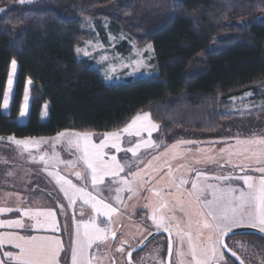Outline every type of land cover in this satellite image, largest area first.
I'll list each match as a JSON object with an SVG mask.
<instances>
[{
    "label": "trees",
    "instance_id": "16d2710c",
    "mask_svg": "<svg viewBox=\"0 0 264 264\" xmlns=\"http://www.w3.org/2000/svg\"><path fill=\"white\" fill-rule=\"evenodd\" d=\"M15 1L0 0V8ZM61 2V11L0 17V137L51 138L66 129L101 135L149 113L167 136L211 138L229 121L221 114L226 101L264 86V0ZM84 19L108 20L140 48L152 45L158 75L106 85L91 62L75 56L95 38L82 29ZM13 59L17 70L5 109ZM29 79L30 109L22 123Z\"/></svg>",
    "mask_w": 264,
    "mask_h": 264
},
{
    "label": "snow or ice",
    "instance_id": "6c2138e0",
    "mask_svg": "<svg viewBox=\"0 0 264 264\" xmlns=\"http://www.w3.org/2000/svg\"><path fill=\"white\" fill-rule=\"evenodd\" d=\"M23 2V0H21ZM151 48V45H149ZM81 49L77 48V52ZM139 63V62H138ZM17 70V62L15 59L11 61V74L7 79V91L3 95V107H9L10 93L13 87V77ZM31 85L32 81L27 82ZM245 95H251L246 93ZM28 92L24 94V106L20 111V116L24 117L28 112ZM47 109V105L44 106ZM159 125L152 121L149 113L137 114L130 123L125 127L116 131L102 133L100 143L93 140L94 133L80 132L72 129H66L58 132L55 137L51 138H24L17 139L15 136H9L6 139L14 143L22 151L31 154L33 149L39 150L43 144H49L54 148L57 143L65 144L69 149L74 148L79 155L75 160H62L58 153L48 152L41 153L38 157L32 156L33 161L42 162L45 166L44 170L48 171L51 165V171L48 175L59 186L63 196L67 199L69 206L74 205L78 200L85 205H90L94 215L86 220H81L75 224L74 239L71 246V264H100L101 257L93 254L91 250L94 245L99 246L107 241L109 236L115 237L116 233L112 229V217L117 214L119 209L114 207L112 203L106 202L103 198L100 186L105 183L107 177L111 181L121 185L117 187L114 197L117 204L123 203L120 192L128 191L136 194L138 187H142L144 181L141 173L145 169L129 171L126 176L121 177V173L126 167L131 165L122 164L116 157L111 155L109 159H105L108 153L105 149L111 147L117 152L124 151L137 156L142 148L159 147L154 141L152 133L157 131ZM147 133L148 138L144 139L143 134ZM140 137L139 142L134 143L132 147L122 148L123 137ZM5 137H0L4 140ZM195 141H178L171 146L173 151V159L181 154L180 146L187 144H195ZM191 152V148L184 149ZM211 151V150H209ZM197 152L203 154L205 149L199 148ZM220 152L225 154V163L232 165L233 169L239 168L243 175H221L209 176L206 171L198 168H188L189 172H194L195 176L191 181L184 176L177 178L173 175L171 165L168 164L166 175L170 177V184L175 191L170 189L153 188V195L158 199V203L152 208L151 220L156 230L163 231L168 234L169 243L167 249V258L162 260L160 264H173V242L172 236L176 237L175 264H213L214 261L224 260V255L220 251L227 248L224 238L232 232L234 228L247 226L258 229L264 233V136H253L251 138H236L235 144H228L221 148ZM241 156L245 160L250 161L248 164H233L232 157ZM153 160L159 159L157 156L152 157ZM206 159L214 160V157L208 156ZM196 160L195 163H200ZM67 164L75 167L82 163L87 173V178L81 172H75L77 180H86L83 186L73 183L71 179L62 175L59 171L60 164ZM135 163H143L138 161ZM151 166V161L147 167ZM223 167L224 165H218ZM181 167H185L181 165ZM249 171L259 173V176L247 174ZM147 174V173H145ZM130 177V178H129ZM210 179L216 180L218 183H209ZM227 182L221 186L219 182ZM232 181H242L243 187L234 186ZM90 183L93 191L88 190ZM190 183V188L185 185ZM95 192V194H93ZM162 193H164L162 195ZM166 197H171L168 199ZM210 197V198H209ZM63 208V206H61ZM183 214V219L175 215L176 210ZM167 210V213H165ZM11 208H0V213L11 212ZM16 211H20L17 209ZM25 216H30L35 224L34 228H49L58 230L56 213L54 210H36L31 209L24 211ZM43 217V220L40 218ZM107 218L103 220L101 218ZM104 226H101V225ZM0 227H16L24 228L21 220H0ZM208 235L205 238L204 233ZM5 244L14 245L18 252L4 251L0 253V264H61V253L64 246L59 238L47 236H21L15 233L0 234V247ZM123 251L121 247L118 249ZM231 251V249H229ZM128 257H131L129 252ZM232 255L235 257L236 253ZM7 258L6 260L4 258ZM239 259V258H237ZM240 264H243L241 261Z\"/></svg>",
    "mask_w": 264,
    "mask_h": 264
},
{
    "label": "rangeland",
    "instance_id": "374dc122",
    "mask_svg": "<svg viewBox=\"0 0 264 264\" xmlns=\"http://www.w3.org/2000/svg\"><path fill=\"white\" fill-rule=\"evenodd\" d=\"M62 7L63 3L61 2V0H23V2H21V0H16L15 3L8 4L0 8V17H3L5 14L15 10L33 9L36 11H48L49 9H51L55 11H61ZM81 25L84 31L86 30L88 32L94 33L95 38L92 41H86L85 43H83L85 46L83 47L81 52L78 53V57L81 61H84L86 58L89 59L94 66L93 68H99L102 74L101 77L102 79H104L106 85H121L129 80H144L154 78L156 75H158L157 67L154 64L155 54L152 45L151 48H149V45L140 48L137 43H135L133 40H129L126 35L118 31L116 27H114L113 24L108 20L102 19L95 21L91 19H84L81 20ZM31 88L32 85L28 84L26 89L29 96L28 103H30L31 99ZM249 93H251V95L243 94L237 96L234 99L226 101L221 106V114L225 117H229V121L227 122L226 126L221 129L220 132H218L217 135L206 139L205 136L193 133H181L179 135L170 134L171 136L176 138L175 144L178 141L204 142V140H206L208 142H211L215 141V139H220L225 143L224 145L227 146L228 144H235L236 138L244 139L251 138L253 136H264V86H259L256 91ZM20 121L23 123L24 119L21 118ZM60 145L61 143H57L53 148L49 144H43L40 146L39 150L33 149L30 155L29 152L22 151L11 141H8L7 139L0 140V164L8 163L9 157L14 160L12 161L11 159H9V162L12 164V168L14 170L11 175L13 177L12 181L9 180V172H6V169L8 168L7 164V167L1 165L2 167L0 168V174L2 175V181L0 183V190H8V188H11V186H14V188L16 186V189H27L28 186L26 185V182H28L32 177H35L34 174L39 177L40 175L42 176V173L30 168V166L27 168L21 167L25 166V162L23 161L24 155L27 154L28 157L36 155L38 157L43 152L52 154L53 152H56V148L60 147ZM182 146L183 145H181L180 147ZM180 152L181 154L177 156V158H175V160H178V165L175 163L176 161H170L169 163L173 170V175L178 180V178L182 174L185 175L186 173H188L189 175L191 174L192 179V177H194L195 175L194 172H189L188 168L179 167V163L186 162L184 160V155H182L181 149ZM150 156L151 155H143L140 158H130L128 156L129 160L126 159V161L127 164L131 165V168H136L140 165V163L138 164L135 162L147 161L148 159L150 160ZM236 158L240 161H245L246 163L248 162V160H245L241 156H236ZM20 161L23 162V164H21ZM188 161L190 162V160ZM175 164L176 167H174ZM194 168L200 169V166L196 165V167ZM139 169H145V172L141 173V175L143 176L144 181H148L151 177L150 183H144L142 187H138V191L136 194H132L128 191L118 193L121 196L122 200L126 201H124L125 204H117L114 199L116 195H114L115 190L112 189L116 185L110 186L109 188H106L102 191L103 198L106 199V202L112 203L114 207H117L119 209L118 213L114 214L112 217V229L116 234L118 233L119 229H123L125 231L130 230V232H132V234L134 235L136 241H139V239L143 238L146 235L153 234V232H158L150 218L152 214V208L156 206L159 199L153 195L152 189H170L171 191H175V188L170 184V177L166 175L168 171L166 165H159L158 167L153 166V164L150 167H147V165H142L141 167H139ZM136 170H138V168ZM236 170L240 171L239 168H237ZM129 171L130 170H128V172ZM248 173H250V171ZM82 175L85 176L84 174ZM77 181H79V183H83V185L85 184V180ZM208 182L216 184L214 183L213 179H210ZM219 183L223 184L221 186H224L223 181ZM231 183L234 186H239V183L237 181H232ZM187 186L188 185H185V188H187ZM117 187L118 186H116V188ZM239 187H243V185ZM88 189L91 190L90 187H88ZM13 193L15 194V192L12 191L10 193L5 192V195L7 196L8 194L11 195ZM25 193L27 194V192ZM93 194H95V192ZM163 194L164 193H162V195ZM55 196L56 198H59L58 195ZM36 198L39 199L38 202L35 203L34 207H43V205H41V203L44 202L42 200L43 197ZM53 198L55 200H50L51 204H58V199H56L55 197ZM166 198L172 199L171 197ZM17 202H20V205L23 208V205L31 206L34 200L30 197L24 196L23 200L19 199L17 200ZM17 202H14L13 198L0 200V204L4 206L9 205L11 207L17 204ZM74 206L75 205H72L71 211L74 212V217L70 218L67 224L59 226L58 230L54 231L49 228L31 229L27 227L23 230L18 229V231L22 233L21 236H41L38 234L35 235L34 233L36 232L54 234L57 237L51 235H48L47 237L59 238L62 241L64 251L61 253L60 257L61 264H71V246L74 239L75 224L94 215L91 206L83 204L82 201H79V203L76 204V209H74ZM44 207L42 209H45ZM64 213L66 212L64 211ZM165 213L168 214L167 210H165ZM175 215L183 219V214L178 209L176 210ZM101 219L106 220L107 218L102 217ZM101 226L104 225L102 224ZM240 228L249 227L242 226ZM159 232H162V230ZM7 233L11 232L7 231L4 234ZM207 235L208 233L205 232V238L207 237ZM110 237L111 236H109L106 242L99 244L98 247L97 245H94L93 249L91 250L93 254L101 257L100 264H114L113 257L115 256V250ZM173 238L176 239L175 234H173ZM162 240L163 238L160 239V241ZM4 251L18 252L19 250L16 249L14 245L5 244L0 247V253ZM4 259L6 260L7 258L5 257ZM174 259L176 261V257H174ZM160 262V260H154V264H160Z\"/></svg>",
    "mask_w": 264,
    "mask_h": 264
},
{
    "label": "crops",
    "instance_id": "0c3cea01",
    "mask_svg": "<svg viewBox=\"0 0 264 264\" xmlns=\"http://www.w3.org/2000/svg\"><path fill=\"white\" fill-rule=\"evenodd\" d=\"M85 45L82 44L80 47H77L79 49H83ZM77 48L75 50V56L77 57L78 61L79 62H86V61H89V59H85L84 61H81L78 57V53L77 52ZM81 52V51H80ZM93 66V65H92ZM94 67V66H93ZM96 71H99L100 75L102 76L101 74V70L98 68H94ZM157 76V75H156ZM28 85V83H27ZM31 85L33 86V84L31 83ZM249 93V92H248ZM29 109H30V105L28 103V112L27 114L24 116V117H21L24 119V122L27 120L28 118V113H29ZM48 112L46 113V111L43 110V113H42V119H41V122L42 123H46L47 120H48ZM20 118V119H21ZM167 136L165 133H163L161 131V128L159 127L157 131L153 132L152 133V139L154 141H156V143L159 145V147H153V148H142L140 149L139 153L137 156H132L131 153H126L124 151H120V152H117L116 149H113L111 147H108L105 149V152L108 153V156L105 157V159H109L111 157V155H116L117 159L122 163V164H125L127 163L126 159L129 160L128 156L130 158H136V157H142L143 155H151L150 156V160L148 159L147 161H143V164L140 163L139 166H137L136 168H131L129 169L128 167L125 168V171L122 172L120 175L121 177L123 176H126L127 173H128V170H132V171H136L137 168L141 167L142 165L146 166L148 165V162L151 161V165L153 164V166H156L158 167L159 165L161 166H167L170 161H176L175 163L177 164L178 160H175L173 159V151H166V149H171V146L173 144H175V139L173 136ZM101 138L102 136L101 135H98V134H94L93 135V140L95 143H100L101 141ZM143 138L144 139H147L148 136H147V133H144L143 134ZM141 138L140 137H129L127 135H125L123 137V141H122V145L121 147L122 148H129V147H132L134 145V143L136 142H139ZM207 139V138H206ZM196 142V141H195ZM225 143L222 142L220 139H215V141H211V142H208L206 140H204V142H201V141H198L197 143L195 144H187V145H183L182 147H180L181 151H182V155H184V160L186 162H182V163H179V167H181V165H184L185 168H194L197 166H200V169L204 170L207 172V174L209 176H221V175H233V174H237L238 175H243L245 173H242L236 169H233L232 165H228L225 163V160H226V156L225 154L221 153L220 152V149L221 148H224L226 147L224 145ZM187 148H191L192 151L191 152H187V151H184V149H187ZM199 148H203L205 149V152L203 154L197 152V149ZM211 150V151H209ZM55 153H58L60 158L62 160H65V161H68V160H75L76 157L79 155V153L76 152V150L74 148L72 149H69L65 144L61 143L60 147H57ZM31 155V154H30ZM49 155H52L49 153ZM33 156H36V155H33ZM153 156H157L159 157V159L157 160H153L152 157ZM208 156H212L214 157V160L216 162H213L212 160H209V159H206V157ZM32 156L28 157L27 154L24 155V165L25 166H21V167H29L32 168V169H35L37 171H40V173H42V176L40 175L39 177L36 176L34 174L35 177H32L28 182H26V185L28 186L27 189H19L17 188L16 189V186L14 188V186H11V188H8V190H4V189H1L0 190V200H4V199H9V198H13V201L14 202H17V200L19 199H22L23 200V197L27 196V197H30L34 200V202L32 203L31 206H24L23 205V208L22 206L20 205L21 203L17 202V204L13 205L12 207L9 206H4L2 204H0V208H12L13 211L11 212H4V213H0V220H3V221H8V220H21L24 224V228H16V227H0V234H4L5 232H11V233H17L18 235L22 234L21 232L18 231L19 230H23V229H26L27 227L28 228H31V229H36L34 227H32L34 224H35V221L32 220V218L30 216H25L24 215V211L25 210H33V211H36V210H48V209H51V210H54L55 213H56V219H57V228H59V226H63L65 224L68 223V220L70 218H73L74 217V212H71L72 211V206H69L68 204V201L67 199L63 196V193L60 191L59 189V186L56 184V182L52 179V177H50L48 175V171H51L53 170L51 165L48 166V171H45L44 168V164L42 162H39L38 160L37 161H33V159L31 158ZM9 159H11L10 157L8 158V163H1L0 164V168L2 167L1 165H4V167H7L8 168L6 169V172H9V180L12 181V173L14 172L13 168H12V164L9 162ZM12 161H14L13 159H11ZM190 160V162L188 161ZM196 160H200L201 162L200 163H195ZM22 161V160H21ZM20 161V162H21ZM232 161H233V164H236V163H241V164H248L250 163V161H248L247 163L245 161H240L235 157L232 158ZM7 162V161H5ZM7 164V166H6ZM15 164V163H13ZM21 164H23V162H21ZM142 164V165H141ZM176 164L174 165V167H176ZM224 165L223 167H220L218 165ZM11 165V166H10ZM28 165V166H27ZM178 165V164H177ZM182 168V167H181ZM1 171V170H0ZM35 171V172H37ZM59 171L62 175L66 176L68 179H71L73 181V183H76L80 186H83V183H79V181H77L76 177H75V172L79 171L81 172L82 174L85 175V177L87 178V173L85 171V168H84V165L82 163H79L77 164L75 167H71L67 164H60L59 165ZM247 174H251V175H255V176H259L260 174L259 173H256L254 171H250V173H247ZM181 176H184L186 179H189V181H191V174L189 175L188 173H186L185 175H181ZM180 176V177H181ZM195 176V175H194ZM194 177H192L193 179ZM179 179V178H178ZM2 181V175L0 174V183ZM37 181V182H36ZM111 181V178L110 177H107L105 179V183L103 185L100 186V189L101 191H103L104 189L106 188H109L110 186H118V187H121V185L115 183L114 181ZM214 183H217L216 180H214ZM45 182V183H43ZM239 183V186H242V181H237ZM85 183H86V180H85ZM224 184L227 183V182H223ZM223 185V184H221ZM238 185V184H236ZM116 186L112 189V190H115L116 189ZM190 183L188 184L187 188H190ZM88 187H90L91 190H93L91 188V185L90 183H88ZM89 190V189H88ZM89 190V191H91ZM15 192V194H8L7 196L5 195V192ZM50 191V192H49ZM27 192V194L25 193ZM56 193V194H55ZM55 195H58L59 198H56ZM114 195H117V193L115 192ZM126 195V194H125ZM36 197H43L42 200L44 201L43 203H41V205H43V207L45 209H42L43 207H38V206H35V203L38 202V199L39 198H36ZM53 197H55L56 199H58V204L54 203V204H51V201L50 200H55ZM125 200H123V204H125L124 202ZM79 203V200L74 204V209L77 208L76 204ZM61 206H63V208H61ZM17 209H19L20 211H16ZM64 211L66 213H64ZM41 220H43V217L40 218ZM250 228V227H249ZM40 229V228H39ZM35 235L38 234V235H41V236H48V235H51V236H54V237H57L55 236L54 234H50V233H43V232H36L34 233Z\"/></svg>",
    "mask_w": 264,
    "mask_h": 264
},
{
    "label": "flooded vegetation",
    "instance_id": "af4514ba",
    "mask_svg": "<svg viewBox=\"0 0 264 264\" xmlns=\"http://www.w3.org/2000/svg\"><path fill=\"white\" fill-rule=\"evenodd\" d=\"M242 229V228H234ZM253 229L254 228H250ZM258 230V229H256ZM129 231V232H128ZM119 229L115 237H110L111 242H113L115 256L113 257L114 264H129L128 259H130L133 264H154V260H165L167 257L168 249V238L162 236L153 240L149 245H147L140 253H134L137 248L147 239L151 234L144 236L143 238L136 241L134 235L130 230ZM130 233V234H129ZM154 233V232H153ZM160 241V239H162ZM159 240V241H157ZM174 252L172 256V262L174 264L175 249H176V239L173 238ZM228 250L231 249L230 254L236 253V257L243 262V264H264V240L256 235H242L234 236L226 240ZM123 248V251L118 249ZM220 251L224 255V260L214 261L213 264H237L233 257L226 255L223 248ZM131 252V257H128V253Z\"/></svg>",
    "mask_w": 264,
    "mask_h": 264
},
{
    "label": "water",
    "instance_id": "95a60500",
    "mask_svg": "<svg viewBox=\"0 0 264 264\" xmlns=\"http://www.w3.org/2000/svg\"><path fill=\"white\" fill-rule=\"evenodd\" d=\"M242 235H256L260 238H262L264 240V233L259 232V230L256 229H250V228H242V229H236V230H232V232H230L225 238H224V242L226 243V240H228L231 237L234 236H242ZM162 236H166L168 238V234L165 232H156L151 234V236H149V238H147L138 248L136 251H134V253H140V251H142L147 245H149L153 240H155L156 238L162 237ZM172 239V238H171ZM173 242V240H172ZM168 243H169V238H168ZM224 252L226 253V255L231 256L234 258L235 262L237 264H240L241 260L237 259V257L233 256L230 254L228 248H223ZM173 252H174V247H173ZM167 258V257H166ZM172 259V258H171ZM173 260V259H172ZM129 264H133V262L128 259Z\"/></svg>",
    "mask_w": 264,
    "mask_h": 264
}]
</instances>
